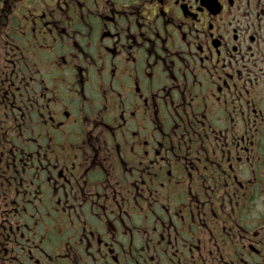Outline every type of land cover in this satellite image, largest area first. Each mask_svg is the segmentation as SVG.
Returning a JSON list of instances; mask_svg holds the SVG:
<instances>
[{
	"label": "flooded vegetation",
	"instance_id": "af4514ba",
	"mask_svg": "<svg viewBox=\"0 0 264 264\" xmlns=\"http://www.w3.org/2000/svg\"><path fill=\"white\" fill-rule=\"evenodd\" d=\"M0 264H264V0H0Z\"/></svg>",
	"mask_w": 264,
	"mask_h": 264
}]
</instances>
